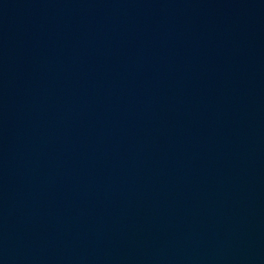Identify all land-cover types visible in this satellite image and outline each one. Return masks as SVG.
Listing matches in <instances>:
<instances>
[{
  "label": "water",
  "instance_id": "1",
  "mask_svg": "<svg viewBox=\"0 0 264 264\" xmlns=\"http://www.w3.org/2000/svg\"><path fill=\"white\" fill-rule=\"evenodd\" d=\"M0 264H264V0H0Z\"/></svg>",
  "mask_w": 264,
  "mask_h": 264
}]
</instances>
